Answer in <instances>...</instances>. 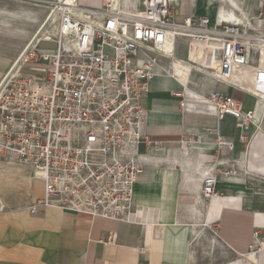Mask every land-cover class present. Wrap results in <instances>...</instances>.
<instances>
[{
  "label": "crops",
  "instance_id": "crops-1",
  "mask_svg": "<svg viewBox=\"0 0 264 264\" xmlns=\"http://www.w3.org/2000/svg\"><path fill=\"white\" fill-rule=\"evenodd\" d=\"M142 3L122 2L138 9ZM82 4L100 7L101 0ZM174 5L178 20L207 16L215 26L232 9L264 30V0H177ZM37 18L39 13L32 21ZM183 43H175L172 57L163 58L166 71L140 99L146 110L141 134L150 142L143 139L138 145L144 172L135 186L131 220L55 206L32 213L30 207L45 194L44 181L16 160L26 170L21 173L32 177L27 178L28 194L16 204L12 158L2 157L0 264H264V93L260 97L254 88V67L244 68L245 75L235 76L237 85L229 86L217 80L218 70L190 62ZM13 47L0 44V81L17 58ZM182 65L191 67L187 72ZM215 90L254 110L250 128H240L230 114L217 116L206 100ZM219 136L232 141V148L219 146ZM215 170L218 194L207 200L202 182Z\"/></svg>",
  "mask_w": 264,
  "mask_h": 264
},
{
  "label": "built area",
  "instance_id": "built-area-1",
  "mask_svg": "<svg viewBox=\"0 0 264 264\" xmlns=\"http://www.w3.org/2000/svg\"><path fill=\"white\" fill-rule=\"evenodd\" d=\"M122 2L101 0L92 7L60 1L56 52H40L43 37L37 34L0 81V158L30 165L44 181L45 194L32 213L55 206L131 220L144 172L138 145L150 142L141 134L146 110L140 99L166 71L157 56L168 49L170 37L184 42L190 62L217 69L218 81L236 86L237 70L251 66L256 86L264 88V64L256 62L264 55V40L250 27L220 20L210 26L209 17L197 15L178 20L173 0H143L141 9ZM206 100L219 118L230 114L242 129L253 124L254 110H244L232 96L215 90ZM217 143L233 146L220 136ZM217 178L215 170L203 179L207 200L218 194Z\"/></svg>",
  "mask_w": 264,
  "mask_h": 264
},
{
  "label": "rangeland",
  "instance_id": "rangeland-1",
  "mask_svg": "<svg viewBox=\"0 0 264 264\" xmlns=\"http://www.w3.org/2000/svg\"><path fill=\"white\" fill-rule=\"evenodd\" d=\"M56 3V1L44 2L43 0H0V44L7 48L13 45L14 54L18 58L30 38L33 39L39 34V37H43V42L39 44L38 48L40 52H49L55 49L56 41L53 35L56 34L57 29L54 31V27H51V20L47 24L44 21L46 19L48 20V14H54V10L56 9L54 6ZM82 3H84V0H81ZM37 10L40 11L38 12ZM174 11L175 13L177 11L175 5ZM38 13L39 18L35 21L33 19L32 21V18L37 16ZM42 22L44 25L39 27ZM105 52L111 56L115 55L114 49L109 46L105 47ZM17 58L13 61L12 66L16 64ZM40 65L48 66L49 63L41 62ZM195 75H197V72L191 74L192 80ZM24 174L15 172L16 176L13 177L14 200L16 204L29 192L27 178L31 177V175L28 172Z\"/></svg>",
  "mask_w": 264,
  "mask_h": 264
},
{
  "label": "bare ground",
  "instance_id": "bare-ground-1",
  "mask_svg": "<svg viewBox=\"0 0 264 264\" xmlns=\"http://www.w3.org/2000/svg\"><path fill=\"white\" fill-rule=\"evenodd\" d=\"M44 2H48V1H50V2H54V1H56L57 3L55 4V10H54V14H52V15H50V14H48L49 16H48V20L46 19L45 21H44V23L45 24H47V22H50V20H51V27H54V31H56V29H58V26H59V20H60V17H61V11L59 10V2L60 1H62V0H43ZM126 1V0H125ZM177 0H173V3H175ZM69 2H71V0H69ZM38 5H41V4H38ZM118 5H119V3H118ZM41 6H44V5H41ZM49 6H51V5H49ZM48 7V6H47ZM224 17H225V19L224 20H221V21H227V22H235V23H237V24H240V25H243V26H245V27H250V29L252 30V31H254L255 33H253L257 38H259V39H263L264 40V30H257V29H255L254 27H252L251 25H250V23L249 22H244V21H242V19L238 16V14L234 11V10H232V9H230V10H228L226 13H225V15H224ZM99 21V20H98ZM44 23L42 22V24L40 25V27H42L43 25H44ZM40 29V28H39ZM31 40H32V38H31ZM31 40H29V42L27 43V45L31 42ZM174 44H175V42H174V38L173 37H170V40H169V42H168V49L165 51V52H163L162 54H160V55H158L157 57H158V60H159V62H160V65L163 67V58H171L172 57V55H170V53L173 51V46H174ZM26 45V46H27ZM263 45L261 44V48H262V50L264 51V46L262 47ZM259 61H260V63L263 65L264 64V55H263V53H262V55L260 56V58H259ZM190 65H182L181 66V69H184L185 71H189V69H190ZM244 68H249L250 69V67L249 66H244V67H242L241 69H239V70H237V72H236V74H235V76L239 73V74H246L245 72H244ZM214 72V73H216V71H217V69H214V70H210V72ZM219 75H220V73H218V77H217V79H219ZM240 76V75H239ZM254 88L258 91V92H262V93H264V88H262L261 90H260V88L258 87V86H256V84H255V81H254ZM260 92V93H261ZM9 163H10V173H13L14 175H15V172H24V171H26V170H24V167L20 164V163H18L16 160H14V159H10L9 160ZM34 175H35V171H34Z\"/></svg>",
  "mask_w": 264,
  "mask_h": 264
}]
</instances>
